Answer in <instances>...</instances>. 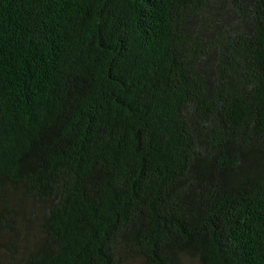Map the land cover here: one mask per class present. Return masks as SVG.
<instances>
[{
    "label": "trees",
    "instance_id": "trees-1",
    "mask_svg": "<svg viewBox=\"0 0 264 264\" xmlns=\"http://www.w3.org/2000/svg\"><path fill=\"white\" fill-rule=\"evenodd\" d=\"M0 264H264V0H0Z\"/></svg>",
    "mask_w": 264,
    "mask_h": 264
}]
</instances>
